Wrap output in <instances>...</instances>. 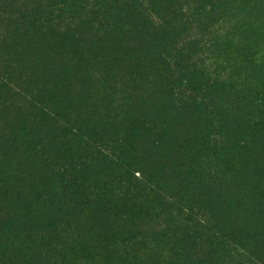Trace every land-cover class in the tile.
Instances as JSON below:
<instances>
[{"label":"rangeland","instance_id":"rangeland-1","mask_svg":"<svg viewBox=\"0 0 264 264\" xmlns=\"http://www.w3.org/2000/svg\"><path fill=\"white\" fill-rule=\"evenodd\" d=\"M0 68L38 85L35 113L0 97L5 233L78 232L91 264L201 201L200 263L264 264V0H0Z\"/></svg>","mask_w":264,"mask_h":264},{"label":"trees","instance_id":"trees-1","mask_svg":"<svg viewBox=\"0 0 264 264\" xmlns=\"http://www.w3.org/2000/svg\"><path fill=\"white\" fill-rule=\"evenodd\" d=\"M36 86L38 85L29 83L26 77H16L10 71L6 72L0 68L1 99H5L4 101L7 100L8 102H14L16 99L22 100L19 102L22 106L21 109L28 114L35 113L38 108L37 101L34 100L37 96V93L35 94ZM184 86L190 87V89H186L189 90L186 92V98L182 100L174 93L175 102L177 104L198 103V92L194 88L196 86L189 84ZM41 111L42 108L39 109V112ZM240 141L238 140V142ZM241 145L243 146V143ZM243 148L239 147L238 149L243 150ZM28 153L29 155L32 154L33 160L36 159L34 151ZM1 154L0 175L7 177L17 174V172L20 175L21 169H18L19 171L17 169L13 170L11 169V165H19L20 161L17 160L21 157V154L18 152L11 157H7L3 153ZM246 166L247 164L245 163L241 167ZM41 176L38 175V178ZM8 181L11 180L8 179ZM196 206L203 209V213L201 212L199 219L178 217L184 220L183 229L174 228L175 230L168 232L171 235L168 238L164 239V234L166 233L162 234V231H152L149 233V236L153 240L149 243H143L145 241L142 239L125 245L120 250L110 249L108 246H105L102 250L104 254H99L96 259L91 260V264H115L117 262L124 263L127 260L132 261L133 264H202L197 258L199 252L203 250L215 252L212 243L214 236L206 227L207 221L214 219L211 215L213 207L211 204L201 201L197 202ZM206 214H208V217L204 216ZM165 220L167 224L169 223L171 226L175 225L172 216H168ZM187 221L191 223L185 224ZM0 227V231H2V236L0 237V264L19 263L20 260H26L27 264H45L46 260L48 263L51 261L52 263L50 264H71V262L75 264V259H70V256L76 248L72 243L78 242V239L82 238L78 232L75 233L76 236L73 234L65 235V232L62 233L59 229L55 228L51 229L47 234H36L33 232L18 233L10 236L4 232V227L1 224ZM167 240H170V242L164 245ZM151 244H153V247H149ZM165 250L167 252L162 256L161 253Z\"/></svg>","mask_w":264,"mask_h":264}]
</instances>
